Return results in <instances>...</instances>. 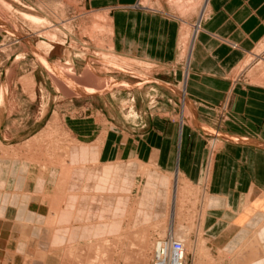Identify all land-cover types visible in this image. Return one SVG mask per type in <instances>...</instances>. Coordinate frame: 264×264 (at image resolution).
Instances as JSON below:
<instances>
[{"label": "rangeland", "instance_id": "1", "mask_svg": "<svg viewBox=\"0 0 264 264\" xmlns=\"http://www.w3.org/2000/svg\"><path fill=\"white\" fill-rule=\"evenodd\" d=\"M158 1L183 19L206 2ZM202 18L181 26L178 60L158 64L115 52L107 8L88 0H0V264H154L168 240L183 245V264H264V221L232 252L214 245L208 183L165 174L130 148L161 124L185 126L211 165L230 142L236 91L264 86L263 41L217 106L192 105L182 72ZM198 106L212 115L196 124ZM107 142L126 145L99 162L93 149Z\"/></svg>", "mask_w": 264, "mask_h": 264}, {"label": "crops", "instance_id": "2", "mask_svg": "<svg viewBox=\"0 0 264 264\" xmlns=\"http://www.w3.org/2000/svg\"><path fill=\"white\" fill-rule=\"evenodd\" d=\"M205 1L200 13L201 28L191 35L187 75L185 79L182 72V81L192 105L199 102L198 105L217 106L237 68L264 41V0ZM88 3L90 7L107 8L115 52L158 64L178 60L181 26L194 24L200 17L199 11L186 19L174 17L168 5L158 0L152 3V8L137 7L138 0H88ZM236 92L235 123L227 125L225 133L230 142L211 165L207 166L202 136L185 126L161 124L157 135L151 132L155 138L150 133L145 141L130 145L137 158L147 161L150 157L165 174H181L198 187L208 183L209 198L219 205L208 208L205 230L214 245L229 252L264 221L249 225L254 224L257 214L264 217V86L239 88ZM194 113L196 124H199L197 114L212 115L203 106L195 108ZM110 137L112 142L114 134ZM110 144L93 149L99 162L115 161L117 152L126 145ZM239 230L246 232L235 237Z\"/></svg>", "mask_w": 264, "mask_h": 264}, {"label": "built area", "instance_id": "3", "mask_svg": "<svg viewBox=\"0 0 264 264\" xmlns=\"http://www.w3.org/2000/svg\"><path fill=\"white\" fill-rule=\"evenodd\" d=\"M183 257V245L180 242L168 240L166 245L161 244L158 247L154 264H183Z\"/></svg>", "mask_w": 264, "mask_h": 264}, {"label": "bare ground", "instance_id": "4", "mask_svg": "<svg viewBox=\"0 0 264 264\" xmlns=\"http://www.w3.org/2000/svg\"><path fill=\"white\" fill-rule=\"evenodd\" d=\"M21 9V8H20ZM21 11H23V12H26L25 10H23V9H21ZM27 13H30V12H27ZM34 15H36V14H34ZM36 16H39V15H36ZM128 70V69H127Z\"/></svg>", "mask_w": 264, "mask_h": 264}]
</instances>
